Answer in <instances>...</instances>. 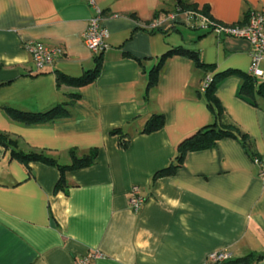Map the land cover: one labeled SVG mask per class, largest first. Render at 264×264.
<instances>
[{
    "label": "crops",
    "instance_id": "1",
    "mask_svg": "<svg viewBox=\"0 0 264 264\" xmlns=\"http://www.w3.org/2000/svg\"><path fill=\"white\" fill-rule=\"evenodd\" d=\"M106 28L107 48L94 54L82 33L95 8ZM178 0H0V264H205L226 250L224 264H264V184L254 158L264 155V98L239 94L248 74L250 45L191 28ZM205 9L216 23H243L249 11L264 14V0H181ZM207 16V17H208ZM61 47L62 55L36 71L24 42ZM174 48L195 51L206 73L185 53L161 62L147 92L150 70ZM96 74L87 83L58 84V76ZM224 73L213 94L223 121L240 135L198 150H184L179 166L160 174L178 146L210 124L213 114L201 91L204 78ZM207 74V76H204ZM260 82V79H257ZM66 103L68 116L24 123L8 109L43 113ZM153 114L162 128L141 133ZM120 129V134H112ZM126 140L125 147L120 140ZM96 150L93 164L65 173L42 162L24 164L11 150L39 152L59 164L70 150ZM136 186L143 203H128Z\"/></svg>",
    "mask_w": 264,
    "mask_h": 264
},
{
    "label": "trees",
    "instance_id": "2",
    "mask_svg": "<svg viewBox=\"0 0 264 264\" xmlns=\"http://www.w3.org/2000/svg\"><path fill=\"white\" fill-rule=\"evenodd\" d=\"M174 13H192V14H203L205 16L207 15V12L205 9H198L195 5H186L181 0H178L175 7H174ZM247 16V15H246ZM209 17V16H208ZM192 28H198L197 26H194ZM174 53H185L187 54L196 64L198 68L203 70L205 73L212 68L211 65L204 64L198 54L195 51L190 50H184L181 48H174L170 51H168L166 54L160 58V62L155 65L149 72L148 75V82H147V91L144 96V99L147 98V92L150 88L153 87L156 83L157 74L161 65V62L167 57L168 55L174 54ZM99 56L95 57V69L91 74H86L84 77L79 78H72L65 76L64 74H61L58 76V84L60 83H69L73 84L75 86H81L96 74L98 65H99ZM242 75V83L239 89L240 96L250 102L251 104H255V97L260 96L264 98V81L258 82L255 77H253L251 74H244ZM204 76H207V74H204ZM224 76V73L210 76V82L208 86L203 91L205 93V99L207 102L208 107L210 108L212 114H213V121L202 127L199 130H196L194 133H192L190 136L186 137L178 146V152L180 156H176L175 160L176 162L170 163L165 169L159 171L160 174H168L172 170H174L176 167L179 166V163L181 161V154L184 150H198V149H204L211 147L214 145V143L222 138L227 137H233L237 138L238 135H240V138L242 139V143L244 147L247 148L248 146V140L246 139V136L239 132L238 128H236L233 124L229 122L223 121V112L221 109V106L219 105L218 101L216 100L213 91L215 88L216 83L218 82L221 77ZM66 103L62 105L55 106L54 108H51L50 110L43 112V113H36V114H29L25 112H19L14 109H8L7 112L9 116L15 120L30 124V123H39V122H47V121H53L55 119L64 118L68 116V111L66 109ZM163 126V117L160 114H153L151 115L147 121L145 122V125L141 131V133H150L153 131H156ZM120 129H114L111 131L112 134H120ZM0 144H2L4 147H10L11 142H6L1 136H0ZM120 146L125 147L127 144L126 140H120ZM11 156L12 158L18 159L20 162L27 164L29 162H42L47 165L54 166L59 171V179L56 184V189L64 190L66 188V183L64 179V175L66 172L70 170H75L78 168L87 167L91 164H93L95 158H96V150L91 149L87 153L78 156L75 150H70V163L69 164H59L57 161L53 158H50L46 156L43 153L39 152H29V153H23L21 151H15L11 150ZM252 258L251 255H248L242 259H239V262L241 264H247L248 261H250Z\"/></svg>",
    "mask_w": 264,
    "mask_h": 264
},
{
    "label": "built area",
    "instance_id": "3",
    "mask_svg": "<svg viewBox=\"0 0 264 264\" xmlns=\"http://www.w3.org/2000/svg\"><path fill=\"white\" fill-rule=\"evenodd\" d=\"M95 10L89 18L88 25L82 33V41L86 48L94 54H101L106 48V38L108 36L106 28L101 25V12L93 2H90ZM187 15L186 24L189 27L197 26L208 30L222 37H234L246 40L250 45V66L249 74L256 79L264 81V14L259 11H249L243 23L225 25L214 22L203 14L185 13ZM23 48L30 55L36 71H42L51 65L55 59L62 55L61 47H52L37 41L24 42ZM210 82V77L204 78L201 91H204ZM254 163L258 167V177L264 184V155L254 158ZM128 203L133 211H138L143 203L138 188L133 186L129 192ZM100 256L98 253L77 257L72 264H87L90 259ZM232 258L230 252L217 250L210 252L205 259V264H224Z\"/></svg>",
    "mask_w": 264,
    "mask_h": 264
}]
</instances>
